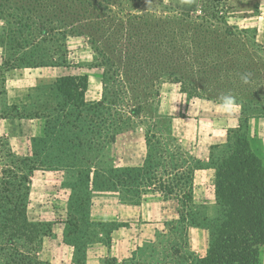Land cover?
Returning a JSON list of instances; mask_svg holds the SVG:
<instances>
[{
    "label": "rangeland",
    "instance_id": "374dc122",
    "mask_svg": "<svg viewBox=\"0 0 264 264\" xmlns=\"http://www.w3.org/2000/svg\"><path fill=\"white\" fill-rule=\"evenodd\" d=\"M193 2L185 0L184 5ZM262 3L264 5V0H218L219 16L215 17L214 27L205 23L203 12L176 8L161 0H110V7L102 4L103 8L99 6L89 17L97 22L96 13L101 22L112 16L116 24L129 23L136 16L141 21L155 22L157 26H150L153 39H171V45L188 53L191 46L188 35L208 48L217 45L211 33L205 38L201 32L205 26L224 34L233 28L234 37L228 36L226 41L227 45L228 42L233 44L240 29L244 28L241 25L254 20ZM22 9L25 10L21 5L12 8L6 5L4 13L0 14V143L27 161L24 171L34 167L29 174L27 216L33 222L43 223L44 228L48 227L38 252L25 248L27 246L24 247L20 240L24 250L47 264H114V248L119 244L123 245L122 252L128 255L122 264H199L189 246L204 247L222 217L223 208L214 197L212 168L231 149L232 139L222 141L223 144L219 141L224 139L225 131L229 132L232 115L240 111L237 107L244 108L237 103L241 107L235 106L237 110L234 111L231 106L235 98L242 99L241 94L231 98L226 94L225 101L214 99L211 87L208 90L199 76L192 81L204 90H200V96L187 93L190 88L181 94L182 84L162 77L163 85L160 83L149 94L139 90L134 98L132 105H139L140 112L132 119L133 128L116 133L113 140L100 144L98 141V145L87 141L74 147V142L67 140L73 138L71 132L78 133L82 125L75 116L80 111L84 114V108L101 99L102 71H89L88 89L84 93L86 104L80 109L74 107V100L65 102L64 92L58 89V80L72 76L81 83L79 77L86 75L97 63L96 54L84 38V28L77 29L82 36L63 38L57 35L53 41L41 31L39 33L37 27L34 30V26H29L26 18H33ZM45 16L50 17L49 14ZM127 23L125 28L129 31ZM245 29L251 38L253 28ZM42 36H46L45 41L40 39ZM162 45L163 49L169 46ZM226 51L232 53L230 49ZM137 77L136 83L148 80L139 74ZM256 86L255 82L246 93L257 91ZM72 93L74 99L78 98ZM130 93L126 100L135 96L134 90ZM201 98L213 99L218 106L208 108L203 102L199 108L200 119L196 121L190 103ZM62 104L66 106L65 111L71 113L67 125L61 117ZM249 110L254 115L263 113L260 109ZM261 121L253 122L252 126L258 127ZM240 125L244 130L241 120ZM147 130L160 141V152L154 142L146 144L144 133ZM45 131L47 136H44ZM237 132L238 129L234 130V134ZM208 134L214 140H208ZM62 141L63 144L58 143ZM148 150L152 155L156 152L162 162L154 172L155 181L143 187L137 177L116 185L117 170L129 168L135 175ZM188 164L195 168L192 171L193 196L190 205L185 207L180 205L184 197L180 190L165 195L159 182L163 183L164 172L177 181Z\"/></svg>",
    "mask_w": 264,
    "mask_h": 264
},
{
    "label": "trees",
    "instance_id": "16d2710c",
    "mask_svg": "<svg viewBox=\"0 0 264 264\" xmlns=\"http://www.w3.org/2000/svg\"><path fill=\"white\" fill-rule=\"evenodd\" d=\"M217 1L198 2L196 9L203 12L208 26L214 27V23L217 22L215 20V17L219 16ZM102 4L110 7L108 5L110 0H101V3L97 0H0V14L4 13L6 5L8 8L24 6L25 10H22L33 18L32 20L30 17L26 18L30 22L29 26H34V30L37 27L39 33L41 31L53 41L57 35L63 38L69 35L82 36L83 34L77 31L78 27L86 31L84 38L96 54L94 59L97 63L92 67L102 70V93L100 100L84 108V114L80 111L75 116L82 125L78 128V133L71 132L73 138L67 140L74 142L72 146H82L87 141L98 145V141L100 144L107 142L108 139L113 140L116 133L133 128L132 119L140 112L139 105H132L134 98L139 90L146 94L151 93L153 88H157L163 82L160 81L162 77L166 81L182 84L181 92H187L186 88H190L187 93L200 96V92L204 90L192 81L195 76H199L201 83L206 84L208 90L211 87L214 99L216 97L225 101L226 94H230L229 98L241 94L242 99L235 98V103L244 106L243 109L248 113H253L249 110L253 108L260 109L264 115V45L254 42L252 39L254 35L248 37L245 28L240 29L241 32L234 38L233 44L228 42L227 45L228 36L234 37L233 28L224 34L218 29L208 30V26H205L201 32L205 38L211 33L212 39H215L214 44L217 45L208 48L203 43H198L196 37L188 35L187 39L191 46L188 53H183L176 45L169 43L171 39L156 41L151 37L150 26H157L155 22L151 24L148 21H141L136 16L129 23L121 22L117 25L112 16L99 22L100 15L96 13L95 18L98 21L94 22V17L90 19L89 16L98 11L99 6L103 8ZM36 12L37 16L34 14ZM45 14H49L50 17H44ZM84 20H88L87 23ZM118 20L119 18H116V21ZM126 23L129 31L125 28ZM45 38L46 36H42L40 39L45 41ZM33 42L37 44V40ZM162 44L169 46L163 49ZM228 49L232 51L231 54H227ZM137 74L147 77V82L136 83ZM79 78L82 79L81 83L72 76L58 80V89L64 92L65 102L74 100L73 105L77 109L86 104L84 93L87 78L86 75ZM255 82L257 91L246 93L254 87ZM128 85H131L130 88ZM133 90L135 96L126 100L127 95ZM72 92H75L78 98L74 99ZM125 104H128L129 109L124 107ZM61 107V117L65 119L63 124L67 125L70 123L71 113L65 111L64 104ZM83 125L87 127L84 129ZM47 135L45 131L44 136ZM144 139L147 145L154 142L157 145V152H160L162 145L155 134L147 130ZM58 143L63 144V141ZM2 145L0 143V264H47L37 255H31L24 250L23 243L21 245L19 242L22 240L24 247L27 246L25 248L38 252L42 236L48 233L47 226L44 228L43 223L33 222L27 216V196L31 182L29 174L34 167L31 166L28 168L29 171H24L27 161L6 149V144L4 147ZM159 158L156 152L152 155L148 150L135 175L129 168L117 170L115 184L120 185L123 181L127 183L129 179L139 177L142 186L146 187L155 181L154 172L162 163ZM183 168L177 181H173V178H169V173L164 172L163 183L160 181L159 184L165 195L180 190L184 196L180 200V205L186 207L190 205L192 199L191 182L195 166L188 164ZM212 174L215 197L223 208V213L215 233L208 240L206 254L200 259L199 264H260L261 251L264 248V167L252 152L245 134L239 132L236 135L231 154L214 167Z\"/></svg>",
    "mask_w": 264,
    "mask_h": 264
},
{
    "label": "crops",
    "instance_id": "0c3cea01",
    "mask_svg": "<svg viewBox=\"0 0 264 264\" xmlns=\"http://www.w3.org/2000/svg\"><path fill=\"white\" fill-rule=\"evenodd\" d=\"M194 2L188 5H184L185 0H163V2H165L166 4L170 5V6H174L176 8H184V9H196L198 7V2L199 0H193ZM260 13H258V15L254 18L253 21H247L245 22V24H242L241 26L244 28H253L254 31V36L252 37V39L254 40V42L256 43H260L264 45V5L263 3L260 5ZM90 70H95L98 72H101L102 70H100L97 67H92L89 68L86 71V78H87V88L86 91L88 89V83L90 80V75H89V71ZM102 75V72H101ZM100 87L102 89V83L101 80L99 82ZM162 84V83H161ZM163 85V84H162ZM181 94H183V92H181ZM101 95V93H100ZM206 103V106L208 108H214L215 105L218 106V103L214 102L213 99H194L191 101L190 105L192 106L193 110H194V119L197 121V119H200V113H199V108L200 106H202V104ZM228 102H223V104L225 105H231V104H227ZM231 106H234V111H236V107L240 106L237 103H233ZM236 106V107H235ZM241 107V106H240ZM240 111L237 113H235L234 115H232L231 118V123L229 125L230 129L229 132L225 131V134H223L222 136H224V139L219 141V144H223L224 142H226L227 140L230 142V139H232L233 143L231 145V149L230 151L220 160V162L225 159L228 155L231 154L233 147H234V143H235V139H236V135L239 132H242L243 134H245V136L248 139L249 142V146L252 150V152L260 159L262 166L264 167V115L260 114V115H254V113H248L246 112L244 109H240L239 107H237ZM198 111V113L195 112ZM240 120L244 123L243 129L242 130L240 128ZM258 120H263L261 121V123H258V127H253V122ZM177 124V123H176ZM238 132L234 134V130ZM226 130V129H225ZM208 140H214V137L208 134ZM224 141V142H222ZM219 162V163H220ZM218 163V164H219ZM217 164V165H218ZM214 171V167L212 168V173ZM193 178V175H192ZM213 186V184H212ZM192 192H193V180H192ZM193 196V193H192ZM215 197V196H214ZM210 238V237H209ZM208 238V240H209ZM207 240V243H208ZM207 243L205 242V246L202 248H196L195 245H190L189 248L193 251L194 255L197 256V262L200 261V259L206 254L207 251ZM123 248V245H119L117 244L114 248V264H122L124 258H127L128 255H125L121 249ZM260 264H264V248L261 251V262Z\"/></svg>",
    "mask_w": 264,
    "mask_h": 264
}]
</instances>
